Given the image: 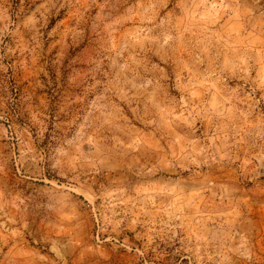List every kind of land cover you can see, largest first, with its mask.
Instances as JSON below:
<instances>
[{
	"label": "rangeland",
	"instance_id": "1",
	"mask_svg": "<svg viewBox=\"0 0 264 264\" xmlns=\"http://www.w3.org/2000/svg\"><path fill=\"white\" fill-rule=\"evenodd\" d=\"M0 264H264V0H0Z\"/></svg>",
	"mask_w": 264,
	"mask_h": 264
}]
</instances>
